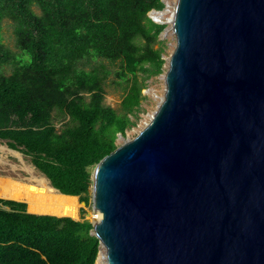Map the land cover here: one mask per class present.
I'll return each mask as SVG.
<instances>
[{"label":"water","instance_id":"obj_1","mask_svg":"<svg viewBox=\"0 0 264 264\" xmlns=\"http://www.w3.org/2000/svg\"><path fill=\"white\" fill-rule=\"evenodd\" d=\"M163 2V96L91 171L96 260L264 264V0Z\"/></svg>","mask_w":264,"mask_h":264},{"label":"trees","instance_id":"obj_2","mask_svg":"<svg viewBox=\"0 0 264 264\" xmlns=\"http://www.w3.org/2000/svg\"><path fill=\"white\" fill-rule=\"evenodd\" d=\"M163 6V0H0V138L86 205L93 166L117 146L119 132L136 124L147 80L163 71L165 24L148 16ZM5 18L19 52L4 41ZM112 83L121 90L117 108L104 101ZM83 211L78 219L34 213L24 201L0 197V264H95L99 239Z\"/></svg>","mask_w":264,"mask_h":264},{"label":"rangeland","instance_id":"obj_3","mask_svg":"<svg viewBox=\"0 0 264 264\" xmlns=\"http://www.w3.org/2000/svg\"><path fill=\"white\" fill-rule=\"evenodd\" d=\"M34 9L37 12H39V9L36 6L34 7ZM2 31H3V37H4L5 43L10 48H12L14 51L19 52V48L15 44V36H14V32H13V22L10 19L5 18L3 20ZM159 39L164 40V42H165L164 44L166 45L165 51L163 54L164 55L168 54L171 51V49L173 47V43L175 41L173 33L170 30L169 33H167L165 36L159 37ZM3 71L5 73H9L11 71V66H9V65L4 66ZM110 78H113V75H111ZM164 88H165L164 80H163L162 76L160 75V73L158 75H154V76L150 77L147 80V84L143 88V90L148 89V90H144L145 93H143L145 95V98L142 100V106H143L144 110L140 112V115H139V118H138L136 124L134 126L129 127L126 130L127 135L129 137L135 135L137 130L144 124L145 118L149 114L151 115V113L156 109V106H157L160 98L163 95ZM106 89H107V93H106L105 99H104L105 103L117 108L120 104V101H121V92H120L121 90H120V88L118 87V85L112 83V84H108ZM151 92H153V93H151ZM56 123H57V126H59L60 123L58 121H56ZM119 142L120 141H116V143H119ZM0 144L6 145L9 147V145L6 143L5 139L0 138ZM8 151L9 150L0 148V177L1 178H15V179H17L19 177H20V179L22 177H26L27 174L22 169V161L20 160V158L14 152H12V151L8 152ZM18 152L22 155V157L26 163H28L29 165L34 167V169L36 170V172L38 174L44 175L32 163L29 155L25 154L24 152H22L20 150H18ZM89 194H90V198H89V204L88 205L80 203V201L78 200V196H76L78 204H79L78 210H77V212H78L77 217H80V214H81V212H79V208L83 207L84 208L83 215L86 218H89V219L92 218L91 191H89ZM27 208H28V203H27Z\"/></svg>","mask_w":264,"mask_h":264},{"label":"bare ground","instance_id":"obj_4","mask_svg":"<svg viewBox=\"0 0 264 264\" xmlns=\"http://www.w3.org/2000/svg\"><path fill=\"white\" fill-rule=\"evenodd\" d=\"M174 2L175 0H166L167 9L155 12L153 15L159 20H166L171 16ZM170 30L168 24L164 33L167 34ZM149 117L150 114L145 118L144 123L148 121ZM0 148L14 152L22 161V169L27 174L26 177H22L21 179L20 177L17 179L0 177V196L26 201L30 212L77 216L79 204L76 196L62 194L55 190L49 183L48 178L38 174L33 166L24 161L18 151L2 144H0ZM95 264H106L103 249H101Z\"/></svg>","mask_w":264,"mask_h":264},{"label":"crops","instance_id":"obj_5","mask_svg":"<svg viewBox=\"0 0 264 264\" xmlns=\"http://www.w3.org/2000/svg\"><path fill=\"white\" fill-rule=\"evenodd\" d=\"M4 198H6V197H4ZM12 199H15V198H12ZM21 201V200H20ZM26 201H24V203H25ZM28 209V208H27ZM30 212V211H29ZM34 213H39V212H34Z\"/></svg>","mask_w":264,"mask_h":264}]
</instances>
